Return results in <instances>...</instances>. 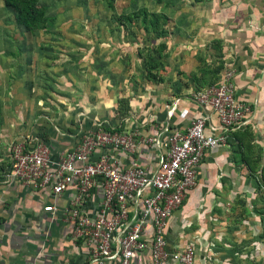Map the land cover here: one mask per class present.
<instances>
[{"label":"rangeland","instance_id":"obj_1","mask_svg":"<svg viewBox=\"0 0 264 264\" xmlns=\"http://www.w3.org/2000/svg\"><path fill=\"white\" fill-rule=\"evenodd\" d=\"M208 2L38 0L48 21L29 30L0 0V181L9 144L43 137L42 126L70 116L73 106L82 120L128 126L143 117L159 86L186 80L178 71L183 52L197 50L194 72L206 67L218 46L199 37L203 17L196 11ZM253 132L238 181L224 191L220 240L206 264H264V127Z\"/></svg>","mask_w":264,"mask_h":264},{"label":"built area","instance_id":"obj_2","mask_svg":"<svg viewBox=\"0 0 264 264\" xmlns=\"http://www.w3.org/2000/svg\"><path fill=\"white\" fill-rule=\"evenodd\" d=\"M191 98L203 111L185 129L171 131L166 123L157 134H145L137 121L117 126L78 114L74 143L63 152L54 153L38 137L12 142L5 180L50 190L52 201L43 210L61 211L73 239L87 248V264H134L145 253L148 264H196L194 245L169 249L168 222L196 186L206 153L228 146L250 122L256 104L237 96L233 70ZM151 147L152 168L138 158L141 149ZM67 192L72 195L59 209Z\"/></svg>","mask_w":264,"mask_h":264},{"label":"crops","instance_id":"obj_3","mask_svg":"<svg viewBox=\"0 0 264 264\" xmlns=\"http://www.w3.org/2000/svg\"><path fill=\"white\" fill-rule=\"evenodd\" d=\"M212 1L196 11L203 17L199 37L212 43L216 40L218 46L208 52L210 59H204L209 64L194 72L191 63L197 50L183 52L182 59H186L178 63V71L186 80L174 78L171 85L159 86V96L145 101L140 110L143 117L136 120L145 134H157L166 123L170 124L171 131L187 128L203 111L192 100V91L211 80L216 81L227 70L234 71L237 96L256 104L250 122L242 131L233 134L228 146L206 153L198 170L196 186L168 222L169 249L182 250L194 245L196 264H206L205 256L215 253L213 244L217 238L220 240L218 211L224 191H230L229 183L244 168L249 155L245 147L251 144L253 131L264 127V0ZM197 59L202 63L203 60ZM215 66H219L220 71ZM73 107L70 116L65 114L56 124L46 123L41 128L43 137L39 138H43L54 153L63 152L74 143L75 113L79 112V107ZM138 158L143 166L154 167L155 149H141ZM124 162L128 161L124 159ZM236 179L238 181V177ZM71 195V192L62 195L59 209ZM51 201L48 188L34 190L6 181L5 177L0 181V264H87V248L73 239L71 227L63 221L61 211L55 215L44 212L43 207ZM96 203L92 202L90 208L95 209ZM148 262V253H145L136 258L134 264ZM165 264L178 263L171 260Z\"/></svg>","mask_w":264,"mask_h":264},{"label":"trees","instance_id":"obj_4","mask_svg":"<svg viewBox=\"0 0 264 264\" xmlns=\"http://www.w3.org/2000/svg\"><path fill=\"white\" fill-rule=\"evenodd\" d=\"M4 2L16 12L17 21L26 29L43 27L48 21L45 8L38 4V0H4Z\"/></svg>","mask_w":264,"mask_h":264}]
</instances>
